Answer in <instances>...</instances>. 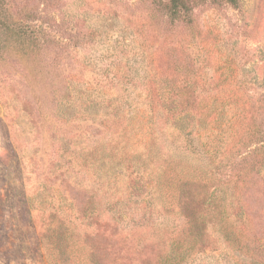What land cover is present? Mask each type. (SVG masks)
I'll list each match as a JSON object with an SVG mask.
<instances>
[{
  "label": "rangeland",
  "instance_id": "rangeland-1",
  "mask_svg": "<svg viewBox=\"0 0 264 264\" xmlns=\"http://www.w3.org/2000/svg\"><path fill=\"white\" fill-rule=\"evenodd\" d=\"M19 2L48 42L0 44V264H264V0Z\"/></svg>",
  "mask_w": 264,
  "mask_h": 264
},
{
  "label": "trees",
  "instance_id": "trees-1",
  "mask_svg": "<svg viewBox=\"0 0 264 264\" xmlns=\"http://www.w3.org/2000/svg\"><path fill=\"white\" fill-rule=\"evenodd\" d=\"M165 9L166 14L173 20L186 21L197 1L203 3L208 0H157ZM195 1V3H193ZM215 2H225L234 7L238 6V0H213ZM195 4V5H196ZM32 16L28 14L27 9L22 7L19 0H0V44L18 43L25 47L43 50L44 44L48 42V37L42 33V24L31 21ZM205 110L199 116L197 121L205 124L211 123L209 119L213 112L209 106H205V100H200ZM212 197V196H211ZM214 199V198H213ZM195 237H193L194 239ZM197 242V238L194 239ZM194 245H192V248ZM179 257L174 256L170 264H178Z\"/></svg>",
  "mask_w": 264,
  "mask_h": 264
}]
</instances>
